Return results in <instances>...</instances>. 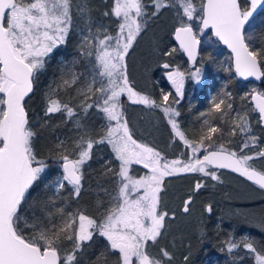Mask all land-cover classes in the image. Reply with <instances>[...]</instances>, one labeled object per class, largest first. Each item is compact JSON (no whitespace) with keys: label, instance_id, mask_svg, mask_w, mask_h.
Wrapping results in <instances>:
<instances>
[{"label":"snow or ice","instance_id":"obj_1","mask_svg":"<svg viewBox=\"0 0 264 264\" xmlns=\"http://www.w3.org/2000/svg\"><path fill=\"white\" fill-rule=\"evenodd\" d=\"M150 2L154 8L151 13L144 0H114L111 12L104 13L117 18L118 31L113 36L99 27L92 31L94 22L88 0H0V264H79L78 254L96 233L107 241V245L92 264H108L110 259L114 264H171L173 256L166 248L161 247L159 255L153 256L148 243L151 241L155 245L164 235L165 220L169 215L160 208L165 177L199 172L218 180L215 172L207 170L209 167L230 169L264 189V172L248 164L253 156L229 151L224 143L215 147L217 142L213 134L223 136L226 133L211 121L225 122V116L233 109L228 102L231 100L229 93L221 90L211 98L208 112L200 114L208 118L202 122L199 140H190L175 119L180 112L172 105L180 101H170V93L162 92L158 103L135 90L125 60L148 20L158 16L162 9L171 8L179 21L175 39L189 62L196 59L200 40L187 21L198 20L201 33L211 30L212 35L230 50L237 77L264 79V22L260 24L261 46L256 47L253 43L257 17L264 13V0H247L245 6L239 0H199L198 5L194 0ZM74 12L83 21L77 46L79 56L73 58L72 67L65 64L61 68L58 80L53 82L55 87L50 84L44 93V116L62 113L65 122L71 121L77 130L71 147L61 140L55 145V152L50 153L49 158L62 170V175L54 181L55 192L59 194L70 186L71 196L78 198L82 190L81 169L91 159L94 146L103 144L110 147L115 160L119 161L118 172H113L109 162L104 166L105 176L112 173L118 177L115 182L118 191L110 197L109 206L100 213L99 221L79 210L67 215L63 208L52 212L49 207L55 200L51 197L39 204L33 202L29 219L24 214V206L30 189L49 165L36 155L34 140L37 132L30 126L25 100L33 93L38 76L45 69L46 58L57 47L66 44L73 28ZM81 60L87 62V72L75 71V65ZM160 67L165 70L176 96L183 97L186 75L198 84L203 65L195 71H181L179 67L169 70L171 65L167 62ZM78 84L81 86L74 87ZM69 89L77 93L70 100L83 98L77 107L85 115L92 108L104 114L108 124L104 126L103 135L93 137L71 103L59 98L60 92L67 93ZM125 96L131 104L160 109L174 136L193 153L203 149V158L168 161L148 144L137 142L124 118L122 98ZM246 99L247 94L241 97V100ZM251 103L250 111L258 113V122L264 124V92L253 88ZM237 130L241 134L251 133L248 112L237 111L231 118L227 134L235 136ZM256 140L255 135H248L241 145V152L249 147V141L255 143ZM205 141L209 143L206 145ZM209 148L213 150L209 151ZM256 155L264 157V150ZM133 164L142 165L150 174L134 178L129 174ZM204 186L198 182L195 189ZM101 203L97 201V208ZM191 203L192 196H189L184 201V213L190 212ZM206 211L211 213V206H207ZM57 215L60 217L58 223L53 219ZM260 227L264 229V218ZM26 229L30 230L27 234ZM222 243V251L226 249L231 254L243 246L254 255L256 264H264V252L258 251L251 239L236 241L229 237ZM190 257L191 252L184 255L185 264H191Z\"/></svg>","mask_w":264,"mask_h":264},{"label":"trees","instance_id":"obj_2","mask_svg":"<svg viewBox=\"0 0 264 264\" xmlns=\"http://www.w3.org/2000/svg\"><path fill=\"white\" fill-rule=\"evenodd\" d=\"M113 1L88 0L94 22L93 32L96 31L97 27L106 30L107 34L113 36L118 31L117 18L112 15H104L105 12H111ZM194 2L197 5L199 4V0H194ZM239 2L242 6L247 4V0H239ZM144 3L148 6L147 11L149 13L154 11L150 0H144ZM73 16V28L67 38L66 44L57 47L46 58L45 69L39 74L33 93L29 97H26L25 100L30 126L33 131L37 132L34 140L36 155L39 158H44L49 165L46 173L42 174V178L30 189L28 202L24 206V214L29 219L32 216L30 205L33 202L39 204L41 201H47L51 197L55 200V203L50 205V211L55 212L56 208H63L64 214L67 215L79 210L99 221L100 213L109 206L108 201L110 197L116 195L118 191L115 183L118 177L112 173H109L107 176L104 175L106 162H109L108 166L113 169V172L119 171V162L115 160L107 144L94 146L91 159L83 165L81 169L83 173L81 181L82 190L78 198L71 196L70 186L59 194L51 186V182L55 176L62 170L55 160L49 158L50 153L55 152V145L59 141L63 140L71 147L72 140L77 137V130L74 128L73 123L71 121L65 122V116L62 113L52 114L50 117L44 116V93L48 90L50 84L55 87L53 82L58 80L61 68L65 64L67 67H72L71 62L73 58L79 56L77 46L81 40L80 29L83 27V21L76 17L75 12ZM184 19L187 21L186 17ZM187 22L193 26V30L196 33L199 21L193 20ZM261 22H264V13H261L257 17V31L253 40L256 47L261 46ZM178 25L179 21L174 10L171 8L162 9L158 16L151 17L148 20L145 30L137 37L133 47L129 49V53L125 58L128 76L133 82L135 90L150 96L158 103L161 101V93L165 91L170 93V101L175 98L174 90L171 88L164 74L165 70L160 65L165 62L169 63L171 65L169 70L177 67L179 69L183 67L186 69L191 68L187 66L181 52L174 46L171 40L172 29ZM199 39V53L192 66L203 65L204 79L200 84L185 81L183 97L178 99L180 103L172 105L180 112V115L175 119L188 139L198 141L202 120L208 118L207 116L201 117L200 114L208 112L211 98L217 96L223 90L231 95V100L228 102L233 105L232 111H239L236 109V106L241 101L247 104L246 112L249 113V124L252 131L251 133L241 134L237 130L235 136L227 134L231 111L227 115L228 117L225 118L224 123H221L218 119L211 121L215 126L224 129L226 133L223 136L213 134V139L217 142L215 147L218 148L220 143H224L229 151H235L239 155H243L241 145L248 135H255L257 137L255 143L249 141V147L244 150H248L249 154H256L259 148L264 146V129L259 128L255 112L250 111L251 107L248 99L241 100L242 96L249 95L252 83L241 82L236 79L231 71L225 70L231 69L229 55L219 46L208 31L201 33ZM173 49L177 51L173 52ZM165 53H171V55H165ZM86 63V61L81 60L79 64L75 65V71L87 72ZM82 81L83 77H81V83ZM255 85L260 92H264V79H261ZM79 86L81 85L78 84L74 87ZM76 96L77 93L74 89H69L67 93H59L60 99L71 103L78 117L81 118L82 123L89 129L93 137L103 135V113L97 112L95 108H92L85 115L77 107L79 100L83 98L79 97L75 100H70L71 97ZM129 111L132 113L131 116L128 115ZM123 112L133 138L137 142L148 144L156 151H159L164 159L178 155L179 142L176 139L170 138L169 127L163 117L164 113L160 109L125 103ZM132 116L134 119H131ZM76 118L73 117V119ZM131 120H133V123H131ZM44 121H47V123L44 124ZM153 122H156L155 126H153ZM145 123L149 125V128L148 125L143 128ZM148 138H152V140L149 141ZM208 143V141H205L206 145ZM258 158L261 157L258 156ZM258 163H262V161ZM251 166L259 169L257 163ZM221 172L225 173L228 177L220 176L215 184H204L205 186L199 190L192 189L190 182L193 177L188 173L164 179L162 192L166 189L165 181L177 178L179 183L175 185L177 189L174 190H178L179 198L176 206H174V199L168 195H162L161 192V205L165 207L161 210L167 211L168 217L171 218L181 217L191 219V230L189 235L173 233L171 228L165 226L163 230L164 235L159 238L157 244L152 245V242H148L151 255L158 256L160 248L163 247L173 256L171 264H185L183 257L189 252H191V264H256L254 255L246 254L247 250L243 246L235 249L231 254L226 249L223 251L221 249L224 248L223 241L229 237L239 241L242 239L243 233L246 232L250 239L254 241L257 250L264 252V229H259L261 228L260 221L264 218V196L257 194L261 197L254 198L255 196L253 195L246 198L244 196L240 197L238 190H236L238 188L237 184L241 183L248 188H251V186L253 188L257 187L230 173ZM251 189L249 190L251 191ZM183 194H186L187 197L192 196L189 213H184L178 209ZM249 198L253 199L249 200ZM98 200L102 202L100 208H97ZM207 206H211V213L206 211ZM36 212L38 215L40 214L38 207L36 208ZM245 215L252 217L248 220ZM53 219L58 223L60 217L57 215ZM21 227H23V222H21ZM29 231L26 229V234ZM201 231H203V236H201ZM106 245L107 241L103 237L99 236L98 233L94 234L93 239L88 242L84 251L78 254L79 264H92L96 257L104 251ZM108 264H114L113 260L110 259Z\"/></svg>","mask_w":264,"mask_h":264},{"label":"rangeland","instance_id":"obj_3","mask_svg":"<svg viewBox=\"0 0 264 264\" xmlns=\"http://www.w3.org/2000/svg\"><path fill=\"white\" fill-rule=\"evenodd\" d=\"M113 4H114V1H113ZM113 4H112V6H113ZM196 34H197V36H199L200 34H201V32L199 31V29L197 28L196 29ZM187 66H189V67H191L190 69H186L185 67H183V68H181L180 70L181 71H195V69L197 68V67H201V66H192V65H187ZM203 79H204V73H203V69H202V71H201V74H200V82L198 83V84H200L202 81H203ZM168 80V79H167ZM185 81H191V82H193V83H195V84H197L195 81H193L189 76H186L185 77ZM169 82V81H168ZM169 84H170V82H169ZM170 86H171V88L174 90V95H175V98H173V99H179L180 97H177L176 96V94H175V89L172 87V85L170 84ZM253 88H256V90L257 91H259L260 92V90L259 89H257V87H256V85L255 84H252L251 86H250V92L253 90ZM249 92V93H250ZM164 93H168V91H165ZM122 101H123V105L125 104V103H130L128 100H127V97L125 96V97H123L122 98ZM131 104V103H130ZM174 107V106H173ZM236 109H238L239 110V112H241V113H243V112H246V110H247V104L244 102V101H241L239 104H238V106H236ZM235 112H237V111H232L231 113H230V116H229V123H228V127L230 126V120H231V118L232 117H235ZM129 114L128 115H132V113L129 111L128 112ZM104 115V114H103ZM130 116H129V118H130ZM146 117V116H145ZM163 117H164V119H165V121H166V123H167V126L169 127V131H170V138L171 139H176L178 142H179V150H178V155L176 156V157H172V158H166L165 160H168V161H171V160H174V159H181V160H183V161H187L190 157H195V158H199V156L202 154V152H203V149H201L200 151H198V152H196V153H193L192 152V149L191 148H189V147H187V146H185L180 140H179V138H177V137H175L174 136V134H173V132H172V130H171V126L168 124V122H167V119L165 118V116L163 115ZM228 116H225V118H227ZM104 119V118H103ZM131 119H134V117L132 116L131 117ZM226 120V119H225ZM202 122H203V120H202ZM113 124L115 123V122H112ZM131 123H133V120H131ZM108 124V121H106L105 119L103 120V122H102V129H104V126H106ZM153 124V126H155V124H156V122H153L152 123ZM213 124V123H212ZM148 124L147 123H145L144 125H143V128H145L146 126H147ZM214 125V124H213ZM215 126V125H214ZM148 128H149V125H148ZM148 140L149 141H151L152 140V138H148ZM261 150H264V146L263 147H260L259 148V150L256 152V154L259 152V151H261ZM243 155H251V156H253L254 158L252 159V160H250V161H248V164L250 165H252V164H255V163H257V165L259 166V169L258 168H256V169H258V171H260V172H264V157H261V158H258V156L255 154V153H253V154H249L248 153V150L246 151V150H244L243 152ZM260 161H262V163H258V162H260ZM119 162V161H118ZM261 164H263L262 166H260ZM208 171H212V172H215L216 174H217V176L218 177H220V176H224V177H228V176H226V174L225 173H223V172H221V171H214V170H212V169H210V168H208L207 169ZM136 171V172H135ZM130 175H132L134 178H139L140 176H143V175H148V174H150L149 173V171H148V169H145V168H143V166L142 165H138V164H133V165H131L130 166V173H129ZM134 174V175H133ZM181 174H185V173H181ZM188 174H190V176H192L193 177V179H191V182H190V185H191V187H192V189L193 190H196L195 189V185H196V183H202V184H212V183H216V180H212L211 179V177L210 176H204L202 173H199V172H196V173H188ZM62 175V171L57 175V176H55V178L53 179V181L51 182V186H52V188H53V190H55V185H54V181L57 179V177L58 176H61ZM175 176V175H174ZM170 177H172V176H170ZM165 178H169V177H165ZM164 178V179H165ZM238 178V177H237ZM228 180H229V178H227ZM240 179V178H239ZM241 181V180H240ZM164 182V181H163ZM165 183H166V189L162 192V195H168V196H170V197H172L173 199H174V202H173V204H174V206H176V203H177V200H178V198H179V192H178V190H174V189H177V188H175V185L176 184H178L179 183V181L177 180V178H175V179H171V180H167V181H165ZM244 183V182H243ZM237 187L239 188H237L236 190H238V192H239V196L240 197H243L244 196V198H246L247 196H249L250 197V195H253V196H255L254 198H258V197H261L260 195H262V196H264V192H263V190L262 189H260V188H253V186H251V188H248L247 186H245V185H243V184H241V183H239V184H237ZM250 187V186H249ZM162 189H163V184H162ZM249 189H251V191L249 190ZM241 193V194H240ZM255 193V194H254ZM257 194H260V195H257ZM188 197L186 196V194H183V196H182V198H181V200H180V203H179V206H178V209L179 210H181V211H183V205H184V201L187 199ZM251 199H253V198H249V200H251ZM160 208L161 209H163V208H165L163 205H161V203H160ZM165 211V210H164ZM245 217L248 219V220H250V217H252V216H248V215H245ZM78 223V222H77ZM192 224V220L191 219H189V218H181V217H173V218H171V217H168V218H166V220H165V226H168V228H171L172 229V232L173 233H180V234H187V235H189L190 234V225ZM260 230H263L262 228H259ZM248 233H246V232H244L243 233V235H242V239H250V237L247 235ZM178 238V237H177ZM174 239H176V238H174ZM149 242H151V241H149ZM246 254H249L248 252H246Z\"/></svg>","mask_w":264,"mask_h":264},{"label":"water","instance_id":"obj_4","mask_svg":"<svg viewBox=\"0 0 264 264\" xmlns=\"http://www.w3.org/2000/svg\"><path fill=\"white\" fill-rule=\"evenodd\" d=\"M178 26H179V25H178ZM178 26H175V27L172 29V32H171V40H172L174 46H175V47L181 52V54H182V56H183V58H184L186 64H187V65H193V64L195 63L197 57H196V59H195L194 61L189 62V61H188V57H187V55L184 54L182 50H180L179 43H178V42L176 41V39H175V29H176V27H178ZM198 29H199V31H200V24H199ZM206 31H208V32L210 33V35H211V36L217 41V43L219 44V46L222 47V48L228 53V55H229V62H230V68L232 69L231 72L235 75L234 65H233V61H232V59H231V55H232V54H231L230 50H229L225 45H223V44H222V43H221V42H220L215 36L212 35L211 30H206ZM198 39H199V36H198ZM199 40H200V39H199ZM199 48H200V43H199V45H197V56H198V53H199ZM235 77H236V79H238V80L241 81V82H249V83H252V84H258V83L261 81V80H256L255 78H252V77H250L248 80H244V79H242V78H240V77H237L236 75H235ZM256 91H257V90H256ZM257 92H259V91H257ZM251 94H252V91H251V92L249 93V95H248V102H249V104H250V107L252 108L253 105H252V103H251ZM255 114H256L257 122H258V120H259V114L256 113V112H255ZM258 126H259L260 129H264V124H261V123L258 122ZM208 150H209V151H212L213 149H208ZM204 154H205V153L203 152V153L199 156V158L202 159ZM209 168L212 169V170L224 171V172L230 173V174H232V175H234V176L240 178L241 180H243V181H245V182H247V183H249V184H252V185H254V186H256V187L259 188L258 185H256V184H254L253 182L249 181L248 179H246V177L241 176L239 173H237V172H233V171H231L230 169H220V168H213V167H209ZM256 170H257V169H256ZM257 171H258V170H257ZM260 189H261V188H260ZM262 190H264V189H262Z\"/></svg>","mask_w":264,"mask_h":264}]
</instances>
